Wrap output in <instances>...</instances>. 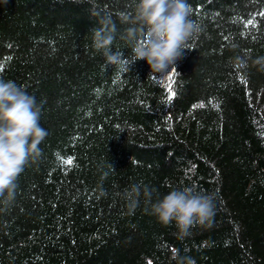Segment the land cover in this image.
Wrapping results in <instances>:
<instances>
[{
  "label": "trees",
  "instance_id": "obj_1",
  "mask_svg": "<svg viewBox=\"0 0 264 264\" xmlns=\"http://www.w3.org/2000/svg\"><path fill=\"white\" fill-rule=\"evenodd\" d=\"M188 3L193 50L148 77L146 61L121 72L91 46L94 28L114 26L112 50L129 55L119 13L132 0H0V78L43 102L49 133L0 211V264H175L177 250L264 264V72L230 63L264 55V0ZM133 184L213 192L214 215L179 238L143 197L129 208Z\"/></svg>",
  "mask_w": 264,
  "mask_h": 264
},
{
  "label": "clouds",
  "instance_id": "obj_2",
  "mask_svg": "<svg viewBox=\"0 0 264 264\" xmlns=\"http://www.w3.org/2000/svg\"><path fill=\"white\" fill-rule=\"evenodd\" d=\"M191 15L188 0H132L131 13H119L121 22L131 25L120 35L130 49L129 55L125 57L121 48L112 50L116 39L114 26L94 28L91 46L102 56L105 66L129 72L132 64L144 60L150 68L148 77H163L176 69L186 50H193L190 42L198 37L201 28ZM230 63L238 71L255 67L264 72V55H236ZM42 109L43 102L26 88L0 78V211H7L14 204L18 178L26 167L42 157L40 145L49 134L40 123ZM123 196L130 209H135L143 197L149 205L148 211L158 222L166 226L174 223L179 238L188 236L195 226L206 225L216 207L213 192H203L190 185L158 195L149 186L133 184ZM171 259L175 264H195L191 256L182 255L179 250Z\"/></svg>",
  "mask_w": 264,
  "mask_h": 264
},
{
  "label": "snow or ice",
  "instance_id": "obj_3",
  "mask_svg": "<svg viewBox=\"0 0 264 264\" xmlns=\"http://www.w3.org/2000/svg\"><path fill=\"white\" fill-rule=\"evenodd\" d=\"M248 23H252V21H248ZM172 71H173V74H175L176 69H174V70H172ZM168 79L171 80L172 77L169 76ZM168 88H169V92L171 93V86L169 85ZM171 94L174 95V93H171ZM62 162L67 163V164H71V163H72V160H71V158H69V159L64 160V161H62Z\"/></svg>",
  "mask_w": 264,
  "mask_h": 264
}]
</instances>
